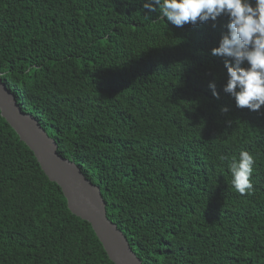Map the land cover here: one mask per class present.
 <instances>
[{
	"label": "trees",
	"instance_id": "1",
	"mask_svg": "<svg viewBox=\"0 0 264 264\" xmlns=\"http://www.w3.org/2000/svg\"><path fill=\"white\" fill-rule=\"evenodd\" d=\"M227 23L176 27L140 0H0V79L141 264H264V106L223 91L211 49ZM242 150L244 195L228 171ZM0 264H113L1 116Z\"/></svg>",
	"mask_w": 264,
	"mask_h": 264
},
{
	"label": "clouds",
	"instance_id": "2",
	"mask_svg": "<svg viewBox=\"0 0 264 264\" xmlns=\"http://www.w3.org/2000/svg\"><path fill=\"white\" fill-rule=\"evenodd\" d=\"M148 12H159L160 18L176 27L195 25L219 16L228 17L227 33L222 34L211 54L224 58L226 82L223 91L237 108L259 112L264 106V0H140ZM247 65L242 66V65ZM218 98L214 82L208 84ZM222 113L228 108L223 107ZM230 123V121H229ZM223 159V157L221 158ZM253 155L240 151L228 166L230 183L241 195L253 189Z\"/></svg>",
	"mask_w": 264,
	"mask_h": 264
},
{
	"label": "water",
	"instance_id": "3",
	"mask_svg": "<svg viewBox=\"0 0 264 264\" xmlns=\"http://www.w3.org/2000/svg\"><path fill=\"white\" fill-rule=\"evenodd\" d=\"M0 116L33 153L42 172L61 190L69 211L87 222L113 264H141L126 237L106 216L100 190L68 159L60 156L54 139L29 113L21 110L0 79Z\"/></svg>",
	"mask_w": 264,
	"mask_h": 264
}]
</instances>
